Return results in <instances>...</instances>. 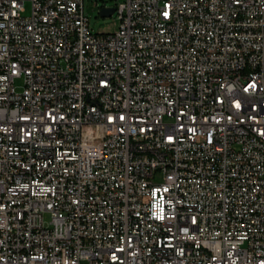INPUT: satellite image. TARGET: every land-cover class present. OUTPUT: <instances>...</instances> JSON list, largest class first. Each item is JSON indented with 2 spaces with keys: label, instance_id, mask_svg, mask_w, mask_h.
Returning a JSON list of instances; mask_svg holds the SVG:
<instances>
[{
  "label": "built area",
  "instance_id": "1",
  "mask_svg": "<svg viewBox=\"0 0 264 264\" xmlns=\"http://www.w3.org/2000/svg\"><path fill=\"white\" fill-rule=\"evenodd\" d=\"M113 8L0 0V264H264V0Z\"/></svg>",
  "mask_w": 264,
  "mask_h": 264
},
{
  "label": "rangeland",
  "instance_id": "2",
  "mask_svg": "<svg viewBox=\"0 0 264 264\" xmlns=\"http://www.w3.org/2000/svg\"><path fill=\"white\" fill-rule=\"evenodd\" d=\"M122 1L124 0H83L84 14L88 17L89 26L93 34L114 33L118 29V21L115 14L103 17L100 15V9L103 7L113 8ZM29 11V4H26V13L24 15H29ZM22 84V79L15 81L18 89L22 87ZM45 220H49L47 215Z\"/></svg>",
  "mask_w": 264,
  "mask_h": 264
},
{
  "label": "water",
  "instance_id": "3",
  "mask_svg": "<svg viewBox=\"0 0 264 264\" xmlns=\"http://www.w3.org/2000/svg\"><path fill=\"white\" fill-rule=\"evenodd\" d=\"M114 12V8H103L100 11L101 16H111Z\"/></svg>",
  "mask_w": 264,
  "mask_h": 264
}]
</instances>
